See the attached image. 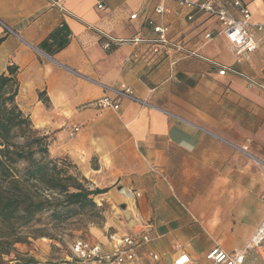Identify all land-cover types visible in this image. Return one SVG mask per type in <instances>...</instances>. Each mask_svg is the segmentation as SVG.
<instances>
[{
	"label": "crops",
	"instance_id": "crops-1",
	"mask_svg": "<svg viewBox=\"0 0 264 264\" xmlns=\"http://www.w3.org/2000/svg\"><path fill=\"white\" fill-rule=\"evenodd\" d=\"M242 1L264 23V0ZM223 27L175 0H0V75L17 67L16 102L50 156L108 189L125 218L109 227L150 234L139 263L215 264L220 247L264 264V244L247 248L264 219V31L250 26L258 48L239 55ZM122 83L149 105L93 106Z\"/></svg>",
	"mask_w": 264,
	"mask_h": 264
},
{
	"label": "trees",
	"instance_id": "trees-1",
	"mask_svg": "<svg viewBox=\"0 0 264 264\" xmlns=\"http://www.w3.org/2000/svg\"><path fill=\"white\" fill-rule=\"evenodd\" d=\"M16 74L17 67L10 66L0 75V264H36L16 245L42 235L33 227L41 220L38 215L50 209L52 218L64 220L77 209L94 211V196L108 189L89 187L85 177L58 167L50 156V137L33 126L16 102Z\"/></svg>",
	"mask_w": 264,
	"mask_h": 264
},
{
	"label": "built area",
	"instance_id": "built-area-1",
	"mask_svg": "<svg viewBox=\"0 0 264 264\" xmlns=\"http://www.w3.org/2000/svg\"><path fill=\"white\" fill-rule=\"evenodd\" d=\"M180 6L186 8H198L207 12L211 16L216 17L224 24L223 33L233 46V50L241 55L252 52L258 48V41L249 31L250 26H254L258 31H264V23L251 24V11L243 3L242 0H175ZM218 4V6H217ZM237 8L240 17L237 18L231 14L229 7ZM103 8L102 4L98 5ZM155 11L162 13L164 7L158 5ZM136 14H132L131 18H135ZM192 18V15L188 16ZM156 30L161 33V39L164 40L163 33L166 28L157 26ZM207 38L211 37V33L206 34ZM165 41V40H164ZM108 47V44H105ZM220 66L219 72L225 74L228 71L234 72V69L217 64ZM253 83H255L253 81ZM103 87L109 91L97 100L93 101V106L99 109L112 108L118 110L120 101L128 99L138 102L142 105H149L147 100L139 97L134 90L122 83L118 87L103 84ZM79 131V126H74L71 135ZM247 152V146L242 148ZM264 197V195H263ZM152 240L150 234L146 231H126L111 232L107 235V242L102 243L88 238H77L71 245L72 259L79 264H162L160 255L157 252L150 251V261L139 263L136 261L138 250ZM264 244V219L251 237L247 248L260 247ZM207 259L215 264H243L245 254L244 251H236L228 253L220 247L212 248L207 254ZM191 258L186 253H180L174 260V264H187Z\"/></svg>",
	"mask_w": 264,
	"mask_h": 264
},
{
	"label": "rangeland",
	"instance_id": "rangeland-1",
	"mask_svg": "<svg viewBox=\"0 0 264 264\" xmlns=\"http://www.w3.org/2000/svg\"><path fill=\"white\" fill-rule=\"evenodd\" d=\"M17 140L22 141L21 138ZM54 158L58 160V167L63 168L64 172L82 178L69 159L60 156ZM86 184L89 187H95L89 180ZM102 195L94 196L97 204L94 211L90 207L77 209L74 214L64 220L52 218L50 209L41 212L38 215L41 220L36 222L33 227L40 228L42 235L30 237V243L17 244L16 248L21 254L34 257L37 260L36 264H74L75 259L71 258V245L75 239L88 238L104 241L105 236L109 233L120 231L117 226L109 227V222L116 219V223L121 226L125 221V218L120 214L119 216L113 215L111 207L113 204L111 201L102 199Z\"/></svg>",
	"mask_w": 264,
	"mask_h": 264
},
{
	"label": "bare ground",
	"instance_id": "bare-ground-1",
	"mask_svg": "<svg viewBox=\"0 0 264 264\" xmlns=\"http://www.w3.org/2000/svg\"><path fill=\"white\" fill-rule=\"evenodd\" d=\"M123 190V189H122ZM125 191V190H124ZM127 193V192H126ZM130 200H131V198H130ZM131 203V202H130ZM129 204V203H128ZM129 208H130V206H129ZM132 210V209H131ZM135 217V216H134Z\"/></svg>",
	"mask_w": 264,
	"mask_h": 264
}]
</instances>
